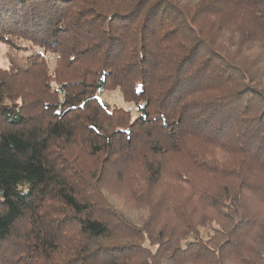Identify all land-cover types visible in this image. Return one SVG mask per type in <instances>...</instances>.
<instances>
[{"label":"trees","instance_id":"trees-1","mask_svg":"<svg viewBox=\"0 0 264 264\" xmlns=\"http://www.w3.org/2000/svg\"><path fill=\"white\" fill-rule=\"evenodd\" d=\"M229 28L257 62L219 44ZM0 43L26 54L0 79V264H264V0H0Z\"/></svg>","mask_w":264,"mask_h":264},{"label":"rangeland","instance_id":"rangeland-1","mask_svg":"<svg viewBox=\"0 0 264 264\" xmlns=\"http://www.w3.org/2000/svg\"><path fill=\"white\" fill-rule=\"evenodd\" d=\"M260 38V36L258 37ZM225 44V48L228 50V52H232V54H237L238 56H242L244 58H250L254 63L257 62V60L255 59V56H260L261 53L263 52L260 49V45L258 44H252V45H241L242 39L238 37L237 33L234 31V29L229 28L226 29V31L224 33H222V35H220L219 37V44ZM23 44V43H22ZM24 45V44H23ZM242 48L243 50H240L239 48ZM25 50L22 51H16V49H11L9 46L4 45L2 43H0V79L1 78H6L9 73H16V71L18 69L21 68H17V67H21V65H25L26 59H25ZM256 60V61H255ZM262 73L261 76L259 78V82H260V86L262 87V89H264V67L262 66ZM27 77H24L22 75L17 76L14 78V82H18L19 84H23V83H28L27 82ZM29 84V83H28ZM12 85V84H11ZM101 100L106 101L107 103L110 104V106L115 107V108H120L123 109L125 111H130L131 110V119L132 121H134L137 117H138V112L136 110V107L132 104L126 103L124 101V98L122 96V94L120 92H114V91H106L104 93L101 94ZM118 121H120L119 119H117ZM205 153H210L212 155L213 151H210V148L206 147L204 148ZM215 159H217L218 161L221 159V162L227 158H224V154L223 151H219L217 150ZM86 154H82V151L78 152V158L81 161V163L86 167H89L91 164V161L86 159ZM232 159H235V156H233L231 154ZM93 164V162H92ZM187 161L182 159V160H172L170 161L166 166L169 167L167 170H172V172H174L177 168L182 167L187 165ZM95 163L92 165L94 166ZM91 166V167H92ZM130 170L127 171V173H129L130 175ZM197 172L195 171L192 176H194L195 180H197ZM165 177V182H168L167 184H165V187H170L168 188L169 190H171V184L173 183L172 179L173 176L171 174H166L163 173ZM199 178V175H198ZM113 181L112 183H110V185L112 186V190H110L111 192H114L115 194L124 196V193H118L115 192L118 190V188L121 187H125L127 188H131V182L133 183V181L127 177L122 178L120 181L118 178H112ZM118 180V181H117ZM121 183H120V182ZM109 185V186H110ZM173 195H175V198H172ZM117 195H114V197H111L110 200L112 201H116V207L118 208V210L122 213L125 214L126 216H128V220L133 223L136 224L137 226H143L144 223L148 220V217H146V212L141 208H136L138 207V201L135 197L130 196V198H128L127 196L125 197V199H119L121 200V202H119ZM158 197H161V195H158ZM114 199V200H113ZM186 200V201H185ZM200 201V199H193V201H189L187 199V193H185L184 191L181 193H176V191L174 190V194L170 195V203H175V202H179V203H184L186 208H188V211L191 212V208L193 207L194 204H197L199 206H203L200 205L198 202ZM204 214L207 215V219L209 221H207L206 224H202L200 227V231L201 234H203L204 236H206V233H210L213 230V226H217L216 225V221L217 219L214 218L215 213L212 210H198L196 213V219H198L199 217L203 216ZM157 225L159 228L162 227L163 224H172V226L176 225V221L175 219L173 221H171V219L168 216H164V217H160L157 218ZM216 222V223H215ZM171 226V227H172ZM173 226V227H174Z\"/></svg>","mask_w":264,"mask_h":264}]
</instances>
